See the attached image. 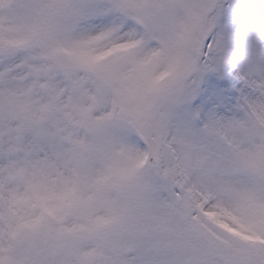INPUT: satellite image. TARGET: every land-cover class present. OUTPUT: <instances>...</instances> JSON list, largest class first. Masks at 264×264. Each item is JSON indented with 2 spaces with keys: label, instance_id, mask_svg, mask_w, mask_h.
Returning <instances> with one entry per match:
<instances>
[{
  "label": "snow or ice",
  "instance_id": "obj_1",
  "mask_svg": "<svg viewBox=\"0 0 264 264\" xmlns=\"http://www.w3.org/2000/svg\"><path fill=\"white\" fill-rule=\"evenodd\" d=\"M0 264H264V0H0Z\"/></svg>",
  "mask_w": 264,
  "mask_h": 264
}]
</instances>
